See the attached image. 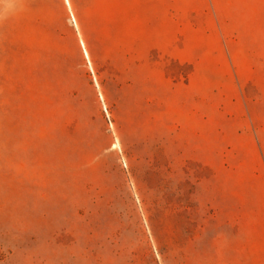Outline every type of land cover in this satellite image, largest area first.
Instances as JSON below:
<instances>
[{"label": "rangeland", "instance_id": "rangeland-1", "mask_svg": "<svg viewBox=\"0 0 264 264\" xmlns=\"http://www.w3.org/2000/svg\"><path fill=\"white\" fill-rule=\"evenodd\" d=\"M232 1L22 0L0 23V264H226L232 142L264 108Z\"/></svg>", "mask_w": 264, "mask_h": 264}, {"label": "crops", "instance_id": "crops-1", "mask_svg": "<svg viewBox=\"0 0 264 264\" xmlns=\"http://www.w3.org/2000/svg\"><path fill=\"white\" fill-rule=\"evenodd\" d=\"M223 4L234 6L232 0ZM238 10V22L261 26L252 39L263 49L264 0H239ZM257 56L264 58V51ZM258 111L249 114V127L238 130L232 142L226 264H264V108Z\"/></svg>", "mask_w": 264, "mask_h": 264}, {"label": "clouds", "instance_id": "clouds-1", "mask_svg": "<svg viewBox=\"0 0 264 264\" xmlns=\"http://www.w3.org/2000/svg\"><path fill=\"white\" fill-rule=\"evenodd\" d=\"M0 5H4V7L0 8V23L15 14L18 5L21 6L22 10V0H0Z\"/></svg>", "mask_w": 264, "mask_h": 264}]
</instances>
